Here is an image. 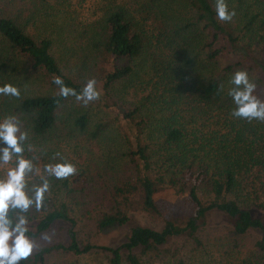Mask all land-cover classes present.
<instances>
[{
	"label": "trees",
	"instance_id": "1",
	"mask_svg": "<svg viewBox=\"0 0 264 264\" xmlns=\"http://www.w3.org/2000/svg\"><path fill=\"white\" fill-rule=\"evenodd\" d=\"M56 1L0 0V86L20 93L0 95V118L15 117L28 134L27 159L30 146L44 149L54 135L78 160L107 139L117 155L96 157L104 165L97 176L86 167L63 179L47 176L42 207L22 213L35 225L28 235L80 220L99 232L126 225L133 213L159 218L162 229L135 226L116 248L79 245L71 234L68 246H44L19 264H44L54 252L98 253L106 264H186L180 251L187 243L202 248L199 234L213 212L229 237L258 233L252 259L241 264H264V121L233 116L228 95L231 75L243 70L264 101V0H226L235 11L228 21L217 18L215 0H94L77 18L90 57L73 71L53 54L50 30L33 37L19 22L24 11L48 26L68 18L71 6L63 3L71 0H60L61 9ZM56 77L77 93L94 79L98 98L61 96ZM124 89L140 97L129 102ZM63 156L59 162L76 166ZM116 163L108 179L105 167ZM94 190L98 198H90ZM174 202L179 211L169 210Z\"/></svg>",
	"mask_w": 264,
	"mask_h": 264
},
{
	"label": "rangeland",
	"instance_id": "2",
	"mask_svg": "<svg viewBox=\"0 0 264 264\" xmlns=\"http://www.w3.org/2000/svg\"><path fill=\"white\" fill-rule=\"evenodd\" d=\"M62 1V0H61ZM60 0L55 2V6L61 4ZM94 0H71L70 3L64 2L63 7L71 6V15L66 18L57 17L55 21H51L52 25L33 23L30 20V15L27 11L21 12L19 16V22L24 27L25 31L31 36L42 35L45 30H50L55 35V47L53 54L59 57L61 62H66L67 69L75 68L79 65L80 61L89 59L90 53L89 48L83 42L80 37V31L78 30V14H88V10L94 9ZM95 7V6H94ZM57 8H62L57 6ZM20 10V8L18 9ZM81 10V11H80ZM88 61V60H87ZM81 68V67H79ZM127 92V100L129 102L136 101L140 96L134 94L133 91ZM95 114V111L93 110ZM61 126L59 125V129ZM58 134V133H57ZM56 134V135H57ZM59 135V134H58ZM60 140L55 139V135L52 137L53 141L48 143L47 147L42 149L40 146L29 147V160L33 164V173L29 174V178L39 179L41 176H47L44 172V166L46 164H53L62 161L65 156L73 158L77 164L75 166L77 171L86 167L94 176L101 174V169L104 167L101 160H97L96 157H102V155H108L110 159H113L117 155L114 150V142H104V145H98L94 143L95 147L90 152H81L84 154V159L78 160L77 157L70 153L69 148L64 143L63 136ZM97 146V147H96ZM85 154L87 156H85ZM91 159V160H90ZM90 162L88 163V161ZM14 166V160L9 164L0 165V178L4 177L9 167ZM118 165L115 164V169L112 170L110 165L105 167L106 175L109 179L117 171ZM106 180V178L97 177L96 182ZM99 185V184H98ZM97 190V186H96ZM94 190L93 194L89 191L87 194L90 198L99 197L100 191ZM88 198V197H86ZM181 204L174 202L173 206L169 209L171 211H179ZM258 216V214H256ZM224 218L219 213H209L205 219L204 229L199 234V238L202 241V248L198 251H193V245L187 243L184 250L180 251L182 257L186 261V264H241L243 260H251L254 252V246L259 235L257 232H248L243 236L236 238L229 237L225 234ZM135 226L147 227L156 231L162 229V222L157 217H150L148 215L133 213L129 217V222L121 227H111L102 231H97L92 221L88 222L80 220L76 225H70L68 222L57 221L54 222L47 231L40 233L34 241L35 247L32 253L44 246L51 245H63L68 246L71 242V234L79 245L92 244L97 246H106L116 248L126 242L127 237L131 229ZM29 230L35 232V225H28ZM47 237V239H45ZM181 246L182 244L179 243ZM230 244V245H228ZM224 246L222 249L219 246ZM232 247L234 251H232ZM106 264L105 259L98 253H90L86 255H65L63 253L54 252L46 257L44 264ZM151 264H175V259H169L164 263H157L156 261Z\"/></svg>",
	"mask_w": 264,
	"mask_h": 264
},
{
	"label": "clouds",
	"instance_id": "3",
	"mask_svg": "<svg viewBox=\"0 0 264 264\" xmlns=\"http://www.w3.org/2000/svg\"><path fill=\"white\" fill-rule=\"evenodd\" d=\"M215 12L217 18L223 21L231 20L235 15L234 10H229L226 0H215ZM53 82L59 86L61 96L74 95L84 103L97 99L99 95L94 79L87 80L79 93L65 86L60 77H56ZM229 83L232 87L228 89V95L235 105L232 115L264 121V101L253 94L256 84L249 79L247 72L235 71ZM19 94L17 87L12 84L4 83L0 86V95ZM27 135L20 131L15 117L0 118V164H9L14 159V166L9 167L5 176L0 178V264H19L31 255L35 244L28 235V219L22 213L32 206L36 209L42 207L50 187L47 176L63 179L76 171L75 166L67 161L46 164L44 172L47 176H41L39 183L29 185L26 177L33 173V164L23 156ZM15 210H19L18 213L11 216L10 211Z\"/></svg>",
	"mask_w": 264,
	"mask_h": 264
}]
</instances>
